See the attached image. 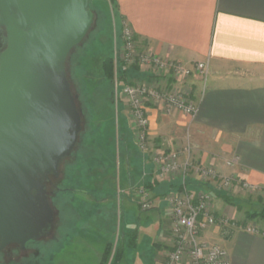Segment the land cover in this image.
<instances>
[{
	"label": "crops",
	"instance_id": "crops-1",
	"mask_svg": "<svg viewBox=\"0 0 264 264\" xmlns=\"http://www.w3.org/2000/svg\"><path fill=\"white\" fill-rule=\"evenodd\" d=\"M114 3L115 26L119 28L126 21L141 46L169 60L207 63L205 82L198 76L176 82L197 103L195 115L167 113L158 108L148 110L155 146L164 150L188 147L189 152L182 151L183 162L189 158L195 164L232 173L241 181L264 188V0H114ZM145 73L138 71L135 76L146 77ZM161 81L170 83L168 79ZM125 120L128 129L129 121ZM232 155L240 159L229 168L224 160ZM138 156L137 178L127 175L132 188L157 181L151 165L140 153ZM127 161L130 166L131 161L128 158ZM188 182L194 183H190V189L198 190L204 185L211 191L209 208L215 217L240 220L226 208L228 205L224 206L226 203L218 195L223 191L216 190L210 182L198 180L192 173ZM146 188L156 199L155 207L142 211L136 206L138 221L131 222L126 229L134 232V238L130 246L124 247L119 264H133L128 253L131 249L140 250L143 241L149 248L146 255L149 264H162L166 255L161 248L172 249L171 220L165 202L150 187ZM235 190L241 195L245 193L238 187ZM128 195L135 201L136 197ZM99 196L97 192L87 196L95 209L102 199ZM124 204L131 205L127 199ZM52 208L58 216V205ZM241 227L240 224L222 227V231L214 225L201 231L199 238L224 247L230 264H264V235L246 232ZM260 229L264 232V228ZM127 232L123 231L122 236Z\"/></svg>",
	"mask_w": 264,
	"mask_h": 264
},
{
	"label": "rangeland",
	"instance_id": "rangeland-1",
	"mask_svg": "<svg viewBox=\"0 0 264 264\" xmlns=\"http://www.w3.org/2000/svg\"><path fill=\"white\" fill-rule=\"evenodd\" d=\"M90 4L95 15L94 24L83 42L71 51L66 62L67 78L82 118V130L77 147L61 166L72 156L77 157V162L71 165L69 178L52 176L55 183L64 179L60 187L67 190L58 191L59 214L54 215L50 232L27 242L23 248L15 243L7 245L0 251V264H100L106 245L109 248L104 264H119L125 254L124 247L130 246L134 238V232H127L126 229L131 222L138 221L136 206L142 211L155 207L156 199L151 195L153 206L143 210L141 196L134 193L135 188L143 185L132 188L127 182L128 174L134 179L138 176L140 161L134 143L135 134L131 127H126L128 109L116 91L113 77L112 81L106 80L102 73L101 61L106 55L113 56L119 43L120 28L115 26L114 21L115 3L114 0H90ZM144 49L136 40V52ZM138 71L146 72V77L135 76L137 72L130 67L131 81L151 79L145 67L138 68ZM148 140L151 146L158 149L151 137L150 126ZM127 158L131 161L130 166ZM235 189L230 195L236 203H226L220 196L226 203L224 206L228 205L226 208L240 217V220L233 219L235 222L261 231L264 218L250 215L263 209L264 194L242 190L245 193L241 195ZM46 190L53 207L51 197L56 189L47 183ZM93 192L100 193L102 198L97 209L87 198ZM128 194L134 199L136 197L135 201L130 200ZM126 199L131 205L124 204ZM123 231L127 232L125 236H122ZM143 242L140 250L129 249V262L149 264V248L146 241ZM117 250L121 251L118 260L114 255ZM170 251L171 248H161V253L166 256Z\"/></svg>",
	"mask_w": 264,
	"mask_h": 264
},
{
	"label": "water",
	"instance_id": "water-1",
	"mask_svg": "<svg viewBox=\"0 0 264 264\" xmlns=\"http://www.w3.org/2000/svg\"><path fill=\"white\" fill-rule=\"evenodd\" d=\"M94 20L90 0H0V251L52 228L46 183L82 130L66 62Z\"/></svg>",
	"mask_w": 264,
	"mask_h": 264
},
{
	"label": "built area",
	"instance_id": "built-area-1",
	"mask_svg": "<svg viewBox=\"0 0 264 264\" xmlns=\"http://www.w3.org/2000/svg\"><path fill=\"white\" fill-rule=\"evenodd\" d=\"M113 83L118 95L126 103L128 121L135 137L134 143L138 152L151 165L157 181L170 182L179 180L180 189L161 196L170 216V235L172 249L162 264H230L224 247L215 242L202 241L199 233L211 226L238 227L239 223L226 216L215 217L209 205L212 200L208 189H190L187 185L192 173L202 182H210L216 190L227 194L235 188L264 194V188L251 185L236 178L232 173H220L211 166L193 163L189 158L183 162L181 154L189 152L188 147L180 149H155L149 143V108H158L167 113L180 112L193 116L198 110L197 103L190 99L181 88L176 86L179 79L198 76L206 81L208 67L204 61L186 64L178 60H169L148 49L136 52V38L131 26L122 21L119 32V43L113 54ZM136 65L145 67L151 79L127 82L119 76L118 69L127 70ZM162 79L170 80L163 85ZM183 151V152H182ZM238 155L224 160L232 168L239 162ZM141 196V208L148 210L153 206L149 190L139 186L134 191ZM249 233H262L250 226H242Z\"/></svg>",
	"mask_w": 264,
	"mask_h": 264
},
{
	"label": "trees",
	"instance_id": "trees-1",
	"mask_svg": "<svg viewBox=\"0 0 264 264\" xmlns=\"http://www.w3.org/2000/svg\"><path fill=\"white\" fill-rule=\"evenodd\" d=\"M5 43H6L5 33H4V30L2 28H0V51L4 48ZM83 46H85V44ZM101 67H102V70H103L102 73H103L104 77L106 78V80L112 81V77H113V57L111 55H106L103 58V60L101 61ZM133 68L138 73V67L136 65H134V66H132V69ZM118 73H119V76L122 79L126 80L127 82L131 81V78H129V76L131 75L130 74L131 72H129V68L127 70H122V69L119 68L118 69ZM190 183H192V182H187V185L189 187L191 186ZM192 184H194V183H192ZM143 186L144 187H148V188L150 187L149 189L155 191L158 195L164 196L166 193H168L170 191L180 189L181 185H180L179 180H175V181L173 180V181H170V182H159V181L157 182L156 181L153 184H150L148 182L146 184H143ZM200 188L208 189L204 185H200ZM66 190L67 189H63L62 191H66ZM218 195H220L226 203H236L234 200L231 199V195H229V194H227L225 192L224 193L222 192V193H220ZM253 215L254 216H260V217L264 218V207L259 213L252 214V215H250V217H252ZM108 248L109 247L106 245L105 248H104V251L102 253L100 264H104L105 258L107 256V252H108L107 249ZM114 255L116 256V260H118V258L121 255V251L117 250Z\"/></svg>",
	"mask_w": 264,
	"mask_h": 264
},
{
	"label": "flooded vegetation",
	"instance_id": "flooded-vegetation-1",
	"mask_svg": "<svg viewBox=\"0 0 264 264\" xmlns=\"http://www.w3.org/2000/svg\"><path fill=\"white\" fill-rule=\"evenodd\" d=\"M83 155L85 156L86 153L84 152ZM83 155H81L80 158H82ZM87 155H88V154H87ZM72 157H73V158H72L70 161L66 162L63 166L60 165L57 175H56V176L51 175V177H50V181L47 182L48 185L53 186L54 189H56V191L53 192L54 195H52V197H51L52 200L55 201V202L53 201V205H54V206L57 204V201H56V200L58 199V196H57L58 191H59V190H63V189H65V187H60L61 182H62L65 178H67V177L69 178L68 171H69L71 165L77 162V160H76L77 157H75V156H72ZM60 175H63L62 178H64V176H65V178H64V179H61V181H59V183H55V182L52 180V176H53L54 178H58V177H60ZM47 183H46V185H47ZM57 205H58V207H59V204H57Z\"/></svg>",
	"mask_w": 264,
	"mask_h": 264
}]
</instances>
